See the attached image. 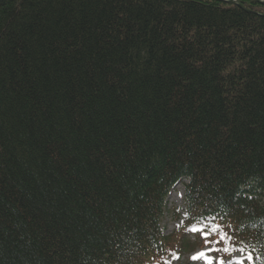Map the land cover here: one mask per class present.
I'll return each instance as SVG.
<instances>
[{
	"label": "trees",
	"instance_id": "trees-1",
	"mask_svg": "<svg viewBox=\"0 0 264 264\" xmlns=\"http://www.w3.org/2000/svg\"><path fill=\"white\" fill-rule=\"evenodd\" d=\"M222 1L0 0V264H264V0Z\"/></svg>",
	"mask_w": 264,
	"mask_h": 264
},
{
	"label": "rangeland",
	"instance_id": "rangeland-1",
	"mask_svg": "<svg viewBox=\"0 0 264 264\" xmlns=\"http://www.w3.org/2000/svg\"><path fill=\"white\" fill-rule=\"evenodd\" d=\"M184 185L185 183H180L178 184V187H173L166 198L165 214L160 223L161 230L165 235H170L177 226V222L174 220V215L180 214L181 217H184L185 215V205L183 202ZM210 225L211 222L206 224V226ZM188 240L193 242V236L189 235ZM201 251L205 253V257L210 258L211 264H247L248 262L245 256L240 255H236L229 260L220 261L213 254L211 247H205L202 249L198 248L181 256L180 259L173 264H207L205 258L192 259L193 256H198Z\"/></svg>",
	"mask_w": 264,
	"mask_h": 264
},
{
	"label": "snow or ice",
	"instance_id": "snow-or-ice-1",
	"mask_svg": "<svg viewBox=\"0 0 264 264\" xmlns=\"http://www.w3.org/2000/svg\"><path fill=\"white\" fill-rule=\"evenodd\" d=\"M192 230L195 231V229H192ZM221 240H223V236L221 237ZM224 251L228 252V249L225 248ZM199 258H205L207 260V264H211L210 258L205 257V253L203 251H201L198 256L192 257V259H199Z\"/></svg>",
	"mask_w": 264,
	"mask_h": 264
},
{
	"label": "water",
	"instance_id": "water-1",
	"mask_svg": "<svg viewBox=\"0 0 264 264\" xmlns=\"http://www.w3.org/2000/svg\"><path fill=\"white\" fill-rule=\"evenodd\" d=\"M217 1L224 2V1H222V0H217ZM228 3H229V2H228ZM258 3H260V4H262V5L264 6V3H261V2H258Z\"/></svg>",
	"mask_w": 264,
	"mask_h": 264
},
{
	"label": "bare ground",
	"instance_id": "bare-ground-1",
	"mask_svg": "<svg viewBox=\"0 0 264 264\" xmlns=\"http://www.w3.org/2000/svg\"><path fill=\"white\" fill-rule=\"evenodd\" d=\"M176 187H178V185H177ZM176 187H175V188H176Z\"/></svg>",
	"mask_w": 264,
	"mask_h": 264
}]
</instances>
